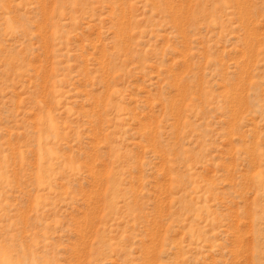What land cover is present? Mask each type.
<instances>
[{
	"label": "rangeland",
	"instance_id": "rangeland-1",
	"mask_svg": "<svg viewBox=\"0 0 264 264\" xmlns=\"http://www.w3.org/2000/svg\"><path fill=\"white\" fill-rule=\"evenodd\" d=\"M0 264H264V0H0Z\"/></svg>",
	"mask_w": 264,
	"mask_h": 264
}]
</instances>
